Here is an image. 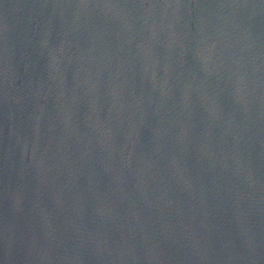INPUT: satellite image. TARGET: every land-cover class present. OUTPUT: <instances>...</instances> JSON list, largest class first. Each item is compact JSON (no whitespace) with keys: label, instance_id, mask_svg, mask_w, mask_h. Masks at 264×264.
I'll return each mask as SVG.
<instances>
[{"label":"water","instance_id":"1","mask_svg":"<svg viewBox=\"0 0 264 264\" xmlns=\"http://www.w3.org/2000/svg\"><path fill=\"white\" fill-rule=\"evenodd\" d=\"M0 264H264V0H0Z\"/></svg>","mask_w":264,"mask_h":264}]
</instances>
